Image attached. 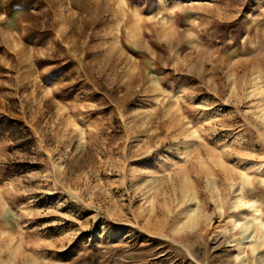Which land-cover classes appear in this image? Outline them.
Here are the masks:
<instances>
[{
    "label": "rangeland",
    "instance_id": "374dc122",
    "mask_svg": "<svg viewBox=\"0 0 264 264\" xmlns=\"http://www.w3.org/2000/svg\"><path fill=\"white\" fill-rule=\"evenodd\" d=\"M0 264H264V0H0Z\"/></svg>",
    "mask_w": 264,
    "mask_h": 264
}]
</instances>
